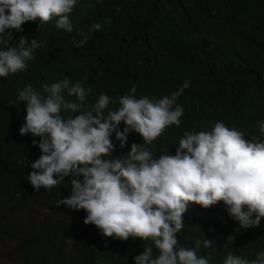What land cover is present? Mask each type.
Returning <instances> with one entry per match:
<instances>
[{
	"label": "trees",
	"instance_id": "1",
	"mask_svg": "<svg viewBox=\"0 0 264 264\" xmlns=\"http://www.w3.org/2000/svg\"><path fill=\"white\" fill-rule=\"evenodd\" d=\"M56 19L28 21L0 35V51L18 47L21 37L42 44L25 70L0 77V256L13 264H135L133 257L152 246L155 258L151 239L105 237L83 223L84 210L57 207L71 194V177L51 189H33L27 174L41 155L32 144L39 137L19 134L25 106L18 93L28 84L42 91L46 83L80 81L91 89L85 109L101 94L111 98L106 115L133 87L137 98L159 99L190 81L176 100L184 110L180 125L144 144L154 159L175 155L186 131L211 130L216 122L253 139L260 135L257 122L264 121V0H77L69 14L72 32L58 29ZM95 23L101 29L77 47L79 34ZM111 139L109 158L144 143L135 132L124 148L115 133ZM183 221L178 247L210 253L209 264H223L230 252L250 260L264 252V218L242 229L222 201L206 209L189 204ZM205 238L212 247H204Z\"/></svg>",
	"mask_w": 264,
	"mask_h": 264
},
{
	"label": "clouds",
	"instance_id": "2",
	"mask_svg": "<svg viewBox=\"0 0 264 264\" xmlns=\"http://www.w3.org/2000/svg\"><path fill=\"white\" fill-rule=\"evenodd\" d=\"M76 4L77 0H0V35L6 29L20 31L28 21L53 18L58 29L70 33L69 14ZM101 27L95 23L89 32H81L76 46H83ZM41 46L36 39L21 37L18 47L0 51V77L25 70ZM189 83L159 99L137 98L133 87L119 98V108L106 115L111 98L101 94L85 109L91 89L80 81L65 78L42 85V91L28 84L18 93L25 106L19 134L39 137L32 144L41 155L27 174L33 189H51L71 177V194L57 207L84 210L83 223L94 225L105 237L151 239L159 254L154 258L153 247L144 246L133 257L135 264H209L210 253L198 256L193 248L178 247L176 234L184 227L189 204L206 209L222 201L242 229L258 227L264 218V121L257 122L260 135L253 139L216 122L211 130L186 131L175 155L154 159L144 147L169 125H180L184 110L176 100ZM65 94L75 100L69 101ZM63 111L70 114L64 116ZM130 132L139 134L144 143H132L125 155L109 158L115 150L112 134L124 148ZM213 244L203 241L205 248ZM223 264H264V252L251 260L230 252Z\"/></svg>",
	"mask_w": 264,
	"mask_h": 264
},
{
	"label": "rangeland",
	"instance_id": "3",
	"mask_svg": "<svg viewBox=\"0 0 264 264\" xmlns=\"http://www.w3.org/2000/svg\"><path fill=\"white\" fill-rule=\"evenodd\" d=\"M0 264H13V262L12 261H9L8 258L5 255L3 257L0 256Z\"/></svg>",
	"mask_w": 264,
	"mask_h": 264
}]
</instances>
